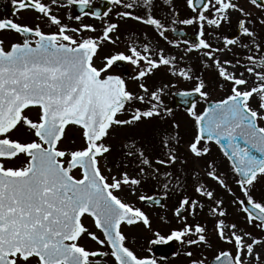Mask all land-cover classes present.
Listing matches in <instances>:
<instances>
[{
  "label": "snow or ice",
  "instance_id": "snow-or-ice-1",
  "mask_svg": "<svg viewBox=\"0 0 264 264\" xmlns=\"http://www.w3.org/2000/svg\"><path fill=\"white\" fill-rule=\"evenodd\" d=\"M10 2L12 15L0 18V34L19 38L5 47L0 35V264H158L155 257L138 255L128 246L123 226L142 222L151 228L149 216L127 195L164 207L170 190L182 187L181 178L167 170L177 160L192 162L198 198L185 193L178 199L173 211L181 227L167 235L154 231L147 251L152 252V245L176 242L185 247L187 264H264V193L260 199L252 195L257 184L264 186V0H185L189 14L183 19L171 0H166L169 15L163 18L153 14L154 0H108L117 6L119 20L149 26L174 47L179 44L167 33L177 29L169 24L195 26L194 42L184 40L183 53H200L204 68L214 70L215 87L226 89L219 99L212 98L215 87L191 66L179 67L177 56L166 55L150 42L132 41L124 51L105 54L97 63L99 50L119 39L113 36L119 22H105L98 34H86L97 29L83 23L82 16L101 17L98 8L84 11L90 0ZM53 6H78L81 15L69 14L67 19L80 23H64ZM21 12L36 13L35 22L18 23ZM233 13H238L239 35L215 34L216 43L209 41L206 26L213 30L207 35H213L222 23L230 24ZM42 25L54 30L46 32ZM225 53L231 58H222ZM183 59L181 55L179 60ZM121 62L133 66L130 79L137 91L128 88L122 72L114 71ZM162 68L166 74L194 81L190 90L178 93L190 104L186 111L194 128L183 157L172 143L181 139L171 131L179 128L175 121L161 128L150 149L137 147L133 136H121L122 129L151 125L172 114L162 99L169 85L148 84ZM195 95L207 105L201 112L191 99ZM21 130L27 138H13ZM77 134L80 145H64L65 139L74 142ZM114 134L121 138L113 140ZM152 134L157 135L154 130ZM209 142L219 145L243 194L232 201L244 215L243 225L228 219L224 201L199 183L195 168L203 161L206 176L235 196L227 173L218 171L215 160L205 159L211 154ZM147 150L154 155L147 156ZM117 153L121 164L115 163ZM124 160L136 163L138 171L130 173ZM149 178L159 195L137 192ZM201 198L209 201L211 233L196 220L198 210L205 208ZM85 238L97 247L81 243ZM193 247L210 249L211 259Z\"/></svg>",
  "mask_w": 264,
  "mask_h": 264
},
{
  "label": "rangeland",
  "instance_id": "rangeland-1",
  "mask_svg": "<svg viewBox=\"0 0 264 264\" xmlns=\"http://www.w3.org/2000/svg\"><path fill=\"white\" fill-rule=\"evenodd\" d=\"M155 7L152 9L153 14L157 15L161 18L167 17L169 15V3L166 2V0H154ZM171 5H173L176 9V11L179 13V18L183 19L185 18L189 12L185 8V0H171ZM117 6H114L113 11L103 20L99 23H95V25L98 26V28L101 29L102 25L105 22H119V29L116 33L113 34L114 38L116 36H119V39L117 40L116 44H105L104 49H102V53L100 52L99 55L96 57L97 63L100 61V57L103 56L104 52L105 54L112 53L114 51H124L128 46H130V43L132 41H135L138 45L142 44L143 42H150V44L153 47H160L165 50L166 55H175L178 58V66L179 67H186L191 66L193 71L196 75L201 76L209 87H215L216 81L214 77V70L211 68H204V66L200 63L199 57L200 53L198 52H192L189 54H184L183 49L186 47V45L183 44V40H180L173 36V32L169 31L167 33L169 40H175L179 47H174L173 45L169 44L167 41H165L163 38L159 37L158 34L149 26L143 25L137 21L131 20V19H125V20H119L115 16V12L117 11ZM123 10V9H119ZM237 16L238 13H233L231 16V22L230 24H224L222 23L221 27L217 30H215V33L213 35H207L209 32H213L211 28H208L206 26V38L216 43L215 41V34H222V35H229L232 36L230 33L233 31L235 27H237ZM175 27L176 29H184L187 33L193 34L195 33V30L197 29L195 26H186V25H171L169 24V28ZM235 51H239V49H235ZM183 55L184 59L182 61L179 60V57ZM231 53H225L222 58H231ZM129 68L132 70V75H134L133 66L128 63ZM114 71H116L114 69ZM117 72V71H116ZM131 75V76H132ZM128 78V88L132 91H137V84L136 82H133L130 77ZM133 84L131 85V83ZM148 84L150 88L155 87H161L163 84H168L169 87L166 88L162 94V99L164 104L172 109V103H173V96L177 92L187 91L190 90L193 87L194 81H185L182 78L174 77L170 73H165L163 68L157 72L155 77H151L148 80ZM172 85H175V87H172ZM226 93L225 90H221L218 87H215V91L213 92V99H219L222 98ZM206 107L204 102L202 100H198L196 103V111L201 112ZM173 108L172 114L169 116H164L162 118H156L151 125H143L136 129H129L125 128L121 130V136L129 135L133 136L134 139L137 142V147L144 146L146 149H150L151 147H148L149 143L147 142L148 139H151V143H155L159 139V132L161 128H167L168 125L175 121L179 124L178 129H172V133L175 134L176 132L179 133L181 139L180 142L177 144L175 141H173V145L177 148L178 155L183 157V155H186L185 153V144L189 139H191L194 128H193V122L191 118L187 115L186 110H180ZM153 130L157 133V135H153ZM121 136L113 135L112 139L118 141ZM127 142V141H126ZM118 145L116 148H120V144L116 143L114 144ZM155 146V144H153ZM210 147V156L205 157V159H211L215 160L218 166V171L220 172H226V182L228 183L229 187L232 189V192L235 193V196L228 193L226 189L221 188L217 182L211 180L206 176V170L203 164V161H201L200 165L195 168V172L199 177V183L206 184L210 187V190H213L217 196V198L222 199L224 201V207L228 211L229 216L228 219L236 221L237 223L243 225L244 224V215L240 212L239 207L234 204L232 201L236 197L243 198V194L239 189V186L235 183L234 174L230 172V165L223 159L220 151L212 145L209 144ZM159 152V149L157 148V153ZM146 155L153 154L154 153L150 150H147L145 152ZM116 155L119 154L117 153ZM152 155V156H153ZM110 162L112 158H109ZM116 163V162H115ZM117 164V163H116ZM118 164H121L118 162ZM161 171H164V168L162 166ZM192 168L193 164L191 161L188 163L181 164L180 160H177V162L169 167L167 170L173 172L174 174L178 175L181 178L182 184H184L183 188L180 187L176 193L174 192L175 200H172L169 193V198L165 201V206L162 208L157 209H145L142 208V210L149 216L150 219V228L151 231H149L148 228H145V226L142 224V222L136 226L133 227H124L123 230L125 234L128 236V246L133 249L138 255H150L153 256L152 253H149L147 251L149 245L147 243L148 238L152 237V233L154 231H160L161 234L167 235L170 229L173 228H179L181 227V223L178 221L177 217L174 215V206H177L178 199L182 198L183 194H188L192 198H198L197 194L194 192V185L197 182L196 176L192 174ZM138 171V170H136ZM135 171H130V173H134ZM176 172V173H175ZM107 173V172H106ZM175 182V181H174ZM128 189H125V193H128ZM138 193H145L141 191L140 188L137 189ZM264 193V186L257 184L256 187L252 191V195L256 199L261 198V194ZM160 194V193H159ZM127 199L131 203H138L136 206L139 205V200L135 196L127 195ZM201 203L205 204V208L203 211L198 210V214L196 216V220L202 224H205L209 230V233H211L212 227H213V217H211L210 214H208V208L207 205L209 201H207L205 198H201ZM187 215V213H185ZM189 222H192V217H188ZM249 230L258 232L259 230L251 228L249 226ZM196 253H203L204 255L208 256L210 259L213 255L212 251L210 249L206 248H196L193 247L192 249ZM185 251V247L178 244V249L176 250V253L174 256H172L170 259L164 261L161 259H157L158 264H187L188 258L183 255V252Z\"/></svg>",
  "mask_w": 264,
  "mask_h": 264
},
{
  "label": "flooded vegetation",
  "instance_id": "flooded-vegetation-1",
  "mask_svg": "<svg viewBox=\"0 0 264 264\" xmlns=\"http://www.w3.org/2000/svg\"><path fill=\"white\" fill-rule=\"evenodd\" d=\"M100 1H102V0H90V5L95 6ZM113 8H114V6H113ZM53 10L57 12V14L60 16L61 20L64 23H68V24H70L72 26H77L80 23V22H77L75 20L69 21L67 19V16L69 14L77 15V14H75V6L61 7V8H58V9L56 8V6H53ZM11 15H12V6H11L10 0H0V18L11 17ZM19 15H20L21 19L17 20L18 23H29V24H32V23L35 22L34 18L36 16V13H34V12H21ZM105 18L106 17H103V18H100V19H95L92 16H82V22L83 23L92 24L97 29V33H86V34H90V35L98 34L99 31H100V28H98V26L95 25V23H99L100 21H103ZM42 27H43V30L46 31V32L50 31V30H54L53 26H51V25H42ZM230 34L231 35H233V34L239 35L238 27H235L233 29V31H231ZM0 35H2L3 38L5 39V47L8 46V42L9 41H14V40L19 38L16 35L11 34V33H7V32H4V33H2ZM103 49H104V46H103ZM104 50L106 51V49H104ZM100 52L102 53V49L99 50V53ZM104 55H105V52H104L103 56ZM121 72H122V74L125 77H129V76L132 75V70L129 68V66L126 67L124 70H120L117 73H121ZM28 135H30V134H28ZM13 138L26 139L27 135L24 133L23 130H21L20 132L14 133L13 134ZM63 143H64V145L75 147L77 145H80L82 143V140H81V137L79 136V134H77L75 136L74 142L71 139H65L63 141ZM152 155L153 154H149L147 156L152 157ZM21 159H23V157H21ZM127 161L130 162L129 160H127ZM136 170H138L137 164L130 162L129 171H136ZM74 174H76L75 170H74ZM105 174H107V173L105 172ZM153 185H155V181H152L149 178V179H147V180H145L143 182V187H141L140 189H141V191H143V192H145L146 194H149V195L153 194L154 191L156 192L157 195H159V191L157 189H155L154 187H150V186H153ZM172 192L173 191L170 190L169 193H172ZM136 204L138 205V203H136ZM139 205L140 206H138V207L145 208V209H150V210L157 209L156 207L146 206V205L143 204V202H140V201H139ZM92 230L97 231V234L102 236V234L99 233V230L94 229V226L92 227ZM81 243H84L89 248L97 247L94 244V242L90 241L89 238H85L84 240L81 241Z\"/></svg>",
  "mask_w": 264,
  "mask_h": 264
},
{
  "label": "water",
  "instance_id": "water-1",
  "mask_svg": "<svg viewBox=\"0 0 264 264\" xmlns=\"http://www.w3.org/2000/svg\"><path fill=\"white\" fill-rule=\"evenodd\" d=\"M104 5L99 8L100 10H104L102 12L107 11L111 5L108 3V1L103 3ZM177 35L182 36V32H176ZM195 37H190L188 35H186V39L192 40L194 41ZM123 65V63H119L116 65L117 68H121V66ZM192 100H195V102L199 99L198 95H195L191 98ZM174 106L175 107H183L185 109H187V107L190 106V104H185L182 102L181 97L179 94L175 95L174 97ZM176 250V244L174 242H168L167 244H158L155 245L153 247V251L155 254L161 256L162 258H168L169 256H171L174 251Z\"/></svg>",
  "mask_w": 264,
  "mask_h": 264
}]
</instances>
